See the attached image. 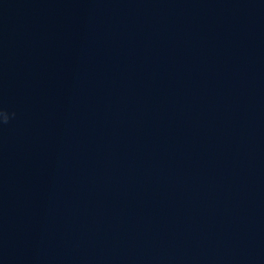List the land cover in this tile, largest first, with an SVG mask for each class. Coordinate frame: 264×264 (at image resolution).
<instances>
[{
    "label": "water",
    "instance_id": "1",
    "mask_svg": "<svg viewBox=\"0 0 264 264\" xmlns=\"http://www.w3.org/2000/svg\"><path fill=\"white\" fill-rule=\"evenodd\" d=\"M0 109V264H264V0H0Z\"/></svg>",
    "mask_w": 264,
    "mask_h": 264
},
{
    "label": "clouds",
    "instance_id": "2",
    "mask_svg": "<svg viewBox=\"0 0 264 264\" xmlns=\"http://www.w3.org/2000/svg\"><path fill=\"white\" fill-rule=\"evenodd\" d=\"M0 113H6V117L3 120H0V126L5 125L9 122L10 116L7 111L0 109ZM12 116L15 115V113L11 114Z\"/></svg>",
    "mask_w": 264,
    "mask_h": 264
}]
</instances>
